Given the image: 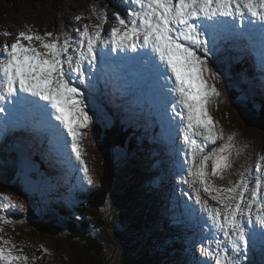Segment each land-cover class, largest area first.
Returning <instances> with one entry per match:
<instances>
[{"label": "snow or ice", "instance_id": "obj_1", "mask_svg": "<svg viewBox=\"0 0 264 264\" xmlns=\"http://www.w3.org/2000/svg\"><path fill=\"white\" fill-rule=\"evenodd\" d=\"M128 7L131 11L126 15L115 14L116 26L110 30L106 43L114 51L144 50L140 57L127 58L143 62L138 91L147 96L159 89L164 110L166 104L174 105L172 111L185 124L183 140L190 165V179L183 182L192 189L194 203L207 214L206 220L200 217L201 229L210 221L214 235L222 234V239H215V248L200 247L208 259L193 260L191 264H264V157L252 171L242 173L237 183L223 187L211 181L208 161L213 162L211 177L223 179V173L233 167V152L239 154L235 135L203 155L205 148L215 145L223 133L208 107L220 95L206 79V74L215 76L209 67V53L216 55L221 44L251 41L255 33L264 49V0H130ZM91 11L100 23L77 29L78 47L74 53H69L73 37L66 35L61 44L52 33L40 35L31 28L19 32L10 46L0 45V113L6 110L5 101L13 102L7 109L5 123L15 121L19 114L27 118L36 113L46 119L52 137L67 147L62 125L88 184L93 183V178L83 159L82 130L89 128L92 117L79 85L85 84L86 72L90 75L96 70L98 56L106 55L103 50L98 51L97 45L105 42L103 26L109 19L106 12L98 13L95 5ZM84 18L77 16L76 20ZM237 18L245 31L237 27ZM3 35L11 33L5 31ZM34 41L40 46L36 47ZM260 70L264 73V51ZM215 78L218 80L219 76ZM173 92L175 98H169ZM249 177L254 179V185ZM201 191L219 206H211ZM10 208L23 205L0 194V209ZM14 223L0 215V233L4 232L3 225ZM22 251L0 235V264H34L27 255L18 254ZM257 253L259 262L255 259Z\"/></svg>", "mask_w": 264, "mask_h": 264}, {"label": "rangeland", "instance_id": "obj_2", "mask_svg": "<svg viewBox=\"0 0 264 264\" xmlns=\"http://www.w3.org/2000/svg\"><path fill=\"white\" fill-rule=\"evenodd\" d=\"M90 1L74 0L73 4H71L72 8L68 9V11L69 10L70 11L69 12L66 11L67 13L64 14V18H67L68 21L59 23L58 25H54L55 23H52V25H47L48 27L37 26V24L39 25L40 23V19L37 16H39L41 13L44 12H53L51 9V4L49 5V3H47L44 7L40 5H36L33 8H31L30 6H27L25 8V6L28 5L27 3H25L24 9H26V11L24 10L25 11L24 13L22 12L20 14L9 15V13L11 12L18 13L19 10L17 12L15 10H12L11 12L4 13L3 12L5 10L4 7L5 8L7 7L4 4L0 3V17L5 18V24L9 26L7 32L11 33V35L5 36L3 35L4 33L3 30L0 31V45L8 44L10 46L12 43L15 42V37L19 32L25 30L27 31L28 28H31L34 33L40 35H44L45 33H52L54 38L59 37V42L61 44H63L66 35L73 37V42L69 48V53H74L75 49L78 47V45L75 43V38H78L79 36V32L77 31V29L82 30L85 24L91 26L100 23V21L96 19V16L95 19L97 20V22L94 23H90L88 22V20H84V19L76 20V17L80 16L79 11L86 10L87 7L89 6ZM102 2L104 4L106 13H108L107 16L109 17L108 22L103 26L105 34L103 33L102 36L108 37L110 30L116 26V22L114 20L115 14L119 12L121 16L126 15V13L128 12L126 8V4L129 3L130 0H104ZM99 12L100 10L98 9V13ZM7 16H9V21ZM46 29L48 31H45ZM91 30L92 29L90 28V31ZM256 41H257V37H256ZM24 43L25 45L28 44L27 41H24ZM33 43L36 47L40 46L39 42L34 41ZM251 49L255 50L254 47H251ZM41 50L43 51V49ZM102 50H107V49L103 48ZM245 52H243L245 56L242 57V59H245L247 61L246 64L247 68L250 70L252 74H255V76L258 79H261L262 75L260 74V72L258 71L255 65V63L260 64L259 57L257 56V54H255L254 62L250 61L247 57V52L246 54ZM142 53L143 51H140L139 56H141ZM97 59L99 60V56ZM219 64H220L219 61H214L211 64L212 72L215 73V76H219L218 80L213 75L212 78L214 82H217L218 92L220 95L217 97L214 103L209 105V110H210V114L215 120L222 119L225 122V126L224 128H222L225 138V143L227 142L229 136L235 135L236 137L234 143L235 146L237 145L236 148L239 154L237 155V159L232 161L233 167L223 173V175L226 174L230 176L234 171V169L236 168V166L242 165V159L245 156L243 154L247 153L252 158H256L259 154L264 155V149L262 148L264 147V135L261 131L253 127L252 128L248 127V129L247 128L241 129L240 128L241 126H239V124L236 125L235 120L229 118V111L231 106L229 103L230 94L227 93L226 91L227 88L226 81L221 71L219 70ZM226 70L232 74L237 73V68L236 65L234 64L228 63L226 65ZM85 77H86V81H93V73L89 75L86 72ZM100 86L101 84H98V89H100ZM112 86L114 89L117 88L114 85ZM90 87L93 88L92 86ZM124 87L126 89L125 93H130L127 90V86L124 85ZM129 96H131V94H129ZM154 97H156L157 99H155ZM152 98H154L156 101ZM115 102H117V99H115ZM215 104L217 105L215 106ZM130 105L133 109L137 111L138 117L131 115L133 112L129 111L126 108L125 104L112 105V106L118 107L117 109L122 113V116L126 120L136 123L145 121L148 124H152L153 128H160L161 134L164 138L171 137L170 146H164L162 143H160L161 142L160 139L159 140L157 139L158 136L159 138L161 137V134L159 132H157L158 136L156 135V132L155 134L143 133L144 136L150 137L147 142L149 144V147L152 149V151H154V153H156V155L160 156L163 159V157H165V155L167 154L169 155L168 157H170L168 159H171V156L175 154V160H182V166H181L182 172L176 173L175 185L177 191H181L183 194L185 192L186 198L183 200L184 208L181 209L178 206L174 208L168 207L165 195L159 193V189H162L163 187V182L160 180L159 177L156 176L152 178L149 177L151 175H149L148 173H151V170L146 166L147 162L145 161V159L141 160L142 169L140 170L135 169L136 172V175L134 177L135 180L128 179L124 171V166L122 167L121 164L120 167H121L122 175H120L119 180L106 206L107 213L113 215L117 214L115 218H117L118 224L117 226L112 228L106 227L105 230L108 231L102 237L100 236L104 231H99L96 234H94L93 231L89 229L88 231L89 233H87V236H90V240L93 241L95 247L98 250L100 249L106 252L107 254L106 257H103V264H124V261L126 262V264H176L177 260L180 261V258H178L176 254L177 247L175 246L171 247V246L174 242H179V240H182L185 242V245L190 247V245L187 244L184 237H186L187 235H192V231L194 227L191 224V219H195V223L198 225L200 229L202 246L215 248L214 241L215 239H222V234L214 235L215 230L211 228L210 221H208L207 224L203 227V230L201 229L202 221L200 217H204V219L206 220L207 214L199 210L200 209L199 205H196L194 203V195L192 193V189L189 188L187 183L183 182L185 178L188 177V173L185 172V169L187 168V166L190 167V165L187 161V158L183 159L180 154V151L182 149V145H181L182 136L180 135L179 132L181 126V121L179 117L174 116L172 110L167 108V105H165L167 110L166 111L164 110V106H162L161 104V96L159 93V89L156 90L155 94H149L143 99H138V98L133 99ZM160 105L163 108L162 110L159 107ZM249 111H248V115L252 113ZM245 115H247V113ZM91 117L92 120L94 118H97V116L93 117L92 115ZM155 117H157V123L151 122V118H155ZM251 118H253V116H251ZM54 123L58 125V123L56 122ZM100 125L102 127L108 126V128H110V125L106 123L104 120L100 121ZM126 128H128V126H126ZM94 129H96V126L93 125L85 129L84 130L85 135L88 133V131L92 132ZM131 130H132L131 134L130 132L125 133V131H122L125 136L120 135V137L124 139L126 144L128 140L131 142L133 140L134 144L137 143V140L133 138L135 137L134 129L131 128ZM26 133H28V131ZM115 134L119 135L118 132H115ZM139 135L142 136L141 133H139ZM36 137L37 134L34 131L30 132V136L26 142H21L19 145L16 146H10L7 148V151L5 152V153H11L12 151L13 153L21 152L22 155H18L16 157V156H11L9 154H5L3 156L2 152H0V168L2 172H9V168L3 166L2 164L3 162H15L14 164H12L14 168H16L18 164H21L22 166H26L28 168V171H25V173L28 172L30 175L33 174L32 172L36 171L34 168H36L39 171V175L37 174V178H39V182H40L38 193L35 194L32 192L27 193L28 198L27 197L26 199L24 198L25 200L23 202L16 201L17 204L23 205V208H20L19 210L21 214H23V216L28 215L29 217H30V210L33 209L36 204L37 205L43 204L42 196H44L46 189L44 183L50 182L52 183V185L56 186L57 185L56 177L59 176V174H57V172H55L54 170L53 172L51 171V169L53 168L51 164H49V162L47 161V158H46V163H47L46 166H44V164L41 161L38 163V165L32 163V159L34 160L35 157L45 155L44 146L47 148L48 152L55 158L56 162L59 163L61 166H63L65 172L72 176V178L68 183L67 190H70L72 187L71 190L75 192V196H76L78 194V191L76 190L74 184L79 185V183H83V172L80 169V165L76 161V166L74 167L71 158L68 156V154H70L72 158H75L71 151V139L68 140L69 144L67 147H64L63 145V150H62L60 148L61 146V144H59L60 142L57 143V141H55L54 138L49 133L43 136L44 138L43 137L41 138L42 142L37 140ZM87 142H88L87 144L89 151L91 153L89 157V161L90 163L93 164L94 168L99 171V165L95 163V159L97 157V151H95L97 150L96 149L97 140L92 141V139L88 138ZM115 143H120V142L119 141L111 142V145H114L118 149L119 145ZM240 143L241 144L246 143V145L240 146ZM32 144H35L36 148L41 150L43 153L38 152V150H33L36 148ZM25 146L30 148L25 149ZM122 147L125 148V146ZM235 152L236 151L233 152V155L235 154ZM24 156H27L29 160L24 159ZM143 156L145 158L144 151H143ZM124 157L125 155L117 156L119 163L122 161ZM16 161H20V162H16ZM131 161L135 166L138 167L139 164H137L133 159H131ZM87 163L89 164L88 161ZM209 166L210 168L208 172L210 175V179L214 178L218 180V183L215 184L216 186L231 187L233 185V183L230 181L229 178L220 179L217 177H211L213 163H210ZM10 172H12L14 176V172L11 170ZM77 173H79V175H78V179L76 180L75 177L77 176ZM9 174L10 173H8L7 175L9 176ZM33 178L36 179V176L34 174H33ZM188 178L190 179V177ZM239 179H240L239 176L233 178L235 183H237ZM249 179L251 180V183L254 185V179L250 177ZM127 181L128 183H131V187H133L132 191H130L127 188L128 187ZM46 185H47L46 192H48L49 186L48 184ZM80 187L82 189L81 184ZM25 190L27 189L24 188V192H26ZM166 192L169 193V191ZM48 193L51 194V196H54L52 190H50ZM189 196H192V199H189ZM202 198L205 199L204 197ZM211 201L213 200L211 199ZM5 210L6 209H0V215H4ZM197 210L199 211L200 216L195 218L194 214L196 213ZM113 212H115L116 214ZM35 213L38 216H41V214H43L42 212L36 210ZM49 215L51 219L55 221L54 224H50V227L55 229L53 235H47L46 233V237L44 236V243H41L43 249L39 251L40 253H43L44 260L51 259L53 257V254L62 256V253L61 251H59V249L56 250L59 251L58 253H53L54 247L58 248L56 247L57 245L59 244L60 246L62 245V242L58 241L61 234H63L62 222L58 219L56 220V218L54 219L52 212H49ZM175 217L181 219L183 218V220L179 223L178 222L173 223V220L176 219ZM178 226H183V228H180ZM257 227L259 226L257 225ZM165 229L166 232L169 235H171L172 238L170 236L165 235ZM177 232L179 233V235L176 234ZM93 239H96L97 242L102 244L95 242ZM45 249L47 250V254L44 251ZM206 259L208 258L207 257H205V259L202 258V260H206ZM255 259L257 260V262H259L260 257L258 253ZM245 263H247V261H245L244 264Z\"/></svg>", "mask_w": 264, "mask_h": 264}, {"label": "trees", "instance_id": "obj_3", "mask_svg": "<svg viewBox=\"0 0 264 264\" xmlns=\"http://www.w3.org/2000/svg\"><path fill=\"white\" fill-rule=\"evenodd\" d=\"M73 1L74 0H0V3L4 4L7 7H4V13L11 12L12 10H15L17 12L19 10L18 13L11 12L9 13V15L22 13L24 10L25 3L28 4L25 6V8L27 6H32L33 8L36 5L44 7L47 3H49V5L51 4V9L53 12H44L37 16L40 19V24H37V26H47L52 25V23H55L54 25H58L59 23H61L64 19V14L67 13L66 11L72 8L71 4H73ZM102 1L91 0L88 6L90 9L88 11L92 12L91 8L93 5H95L97 11L99 9L100 12H106ZM7 17L9 21V16ZM8 28L9 26L5 24V18L0 17V31L3 29L7 30ZM236 68L238 73L239 68L237 66ZM239 89L240 91L238 93L230 90L231 92L229 103L231 106L229 111V118L235 120L236 125L239 124V126H241V129H248V127H253L261 131L264 135V126H262L263 128L261 127L262 122L259 119V114H253L259 113L257 112V108H259V106L264 103V97H256L248 82L244 80L242 81ZM232 105L234 106V108ZM248 111L252 113L248 115ZM246 113L247 115H245ZM251 116H253V118H251ZM105 128H108V126H106ZM96 129L94 131L95 136H93L94 140H97V150L95 151H97V158L100 160V162H102L105 170L100 178L99 188L91 194V198L89 199L87 205L89 211L87 212L89 213L88 216H90V218H92L93 216L94 219L92 218V220H95V223L98 226L102 227L104 224H106V221L108 222L107 217L103 215V211L107 206L108 200L110 199L113 193L112 191H114V187L118 182L120 175H122L120 163H124L126 165L124 167V171L128 179L135 180V169H142L140 158L142 157V160H144L143 151L145 155L149 149V144H134L132 140L131 147L129 150H126V152H128L126 153L124 147H122L124 146V139L122 137L115 138L116 134L114 129L112 130L108 128L106 131L109 132L107 133L103 129H99L98 126L96 127ZM112 141L120 142L118 143V151L121 154L125 155V157L120 163L117 159V156L119 155L118 152L114 148L110 147ZM35 159L43 163V161L40 159V156L35 157ZM131 159H133L137 164H139L138 167L132 163ZM6 168H9V172L6 173L10 174L9 176H7V174L5 176L2 170H0V191L14 195H23L24 192L19 186V183H15L13 181V175H11L12 172H10V167ZM127 188L132 191L133 187L128 186ZM46 199L49 202V205L47 204V206L54 205L51 201L50 196H47ZM18 217L19 219L15 220L14 224L7 225L9 232L6 236H8L13 241L17 240L19 242L24 243L23 248L29 254L34 255L33 257L35 258V260L38 261L37 264H103V257H106V252L100 249L98 250L95 247L93 241L90 240V236L76 231L74 227H71V230L73 231L67 229L66 227H63V234H61L60 238L58 239L59 242H62V245H57L56 247L58 248L54 247L53 253H58L59 251H61L62 256H58L57 254H55V256L53 254V257L51 259L44 260L43 253H40L39 251L43 249L41 243H44V236L46 237V233L47 235H53V232H47V229L44 228L42 224L44 221V219L42 218H46L47 215L42 214L41 216H38L34 211H30V217L28 215L23 216V214L20 213ZM70 218L73 219L74 215H70ZM117 224L118 220L116 219L113 220V222L107 226H111L112 228L117 226ZM83 226L86 227L87 224L84 223ZM102 229L104 232L101 234L100 237L104 236L105 233L108 231L105 230L104 227ZM93 240L97 242L96 239ZM26 243L29 244L26 245ZM84 244L86 245V247ZM57 249H59V251H56ZM124 264H126L125 261Z\"/></svg>", "mask_w": 264, "mask_h": 264}, {"label": "bare ground", "instance_id": "obj_4", "mask_svg": "<svg viewBox=\"0 0 264 264\" xmlns=\"http://www.w3.org/2000/svg\"><path fill=\"white\" fill-rule=\"evenodd\" d=\"M90 8H88L87 10H89ZM107 33V32H106ZM105 34V33H104ZM103 52L106 54L103 58H101V57H99V63H98V66H97V69L98 70H94L92 73H93V82H95V81H99V80H102V81H106L107 80V75H105L104 73H103V71L100 69L101 68V66L103 65L104 66V68H106V66H105V61L106 60H109L111 63H112V65H115V64H117V65H120V66H123V67H126V68H128L129 70H133V77H131L130 75H129V77H125V80H124V78L122 79L123 81H126V83H125V86H127V90L131 93V96H136L138 93H141V92H139L138 91V87H137V85L139 84V80H140V77H137L136 75V72H135V69H137V68H140V69H142L143 68V66L144 65H142V61H140V60H137V61H131V60H128L127 58L128 57H140L139 55V53L140 52H138V54H133V52H130V51H127L128 52V54L121 60V61H118V60H114V58H111V56H110V54H109V52H108V50H103ZM256 53H255V50H253V49H251L250 48V50H248L247 51V57H248V59L250 60V61H253L254 62V55H255ZM255 65H256V67H257V69H258V71H259V69H260V64H257V63H255ZM86 66H87V64H86ZM259 72H261V71H259ZM213 73V72H212ZM262 78V77H261ZM169 83H171V80L169 81ZM125 88V87H124ZM119 91H120V93L122 94V95H125V96H129V94L128 93H125V91H126V89L124 90L121 86H119ZM144 95V94H143ZM142 95V96H143ZM130 97V96H129ZM131 98V97H130ZM148 98V97H147ZM155 99H157L156 97H154ZM154 98H152V99H154ZM154 99V100H155ZM133 101V99L132 100H130V101H128L129 102V105H128V102L127 103H125V105H126V108L129 110V111H132V112H134V111H136L135 109H133L132 107H131V102ZM148 101V100H147ZM156 101V100H155ZM139 102V101H138ZM13 102L10 100L9 102H4V107H5V112H3V113H0L1 115H0V127H4L5 126V128H6V134H8L9 136L12 134L13 135V133L11 132V134L10 133H8V129H9V127L6 125V123H5V121L7 120V116H8V112H7V109H8V107H9V105L10 104H12ZM41 103H43V102H41ZM148 103V102H147ZM147 112V111H146ZM159 113V112H158ZM145 114V113H144ZM161 115V114H160ZM258 115V114H257ZM255 118V117H254ZM28 123H24L23 124V126L20 128V127H16V128H20L21 129V131H24V140L22 141V142H26L27 141V139L29 138V136H30V132L31 131H36L35 129L38 127V129H39V131L37 132V133H40L41 135H43V133L45 132V130H46V128H48V125H47V121H46V119L44 118V117H41L40 115H38V114H36V113H32V114H30V116H29V119H27L26 120ZM174 121V120H173ZM53 122H56L55 120H54V118H53ZM155 123H157V120L156 121H154ZM29 123H31V124H36V127L35 128H33V126H35V125H29ZM57 123V122H56ZM165 123V122H164ZM170 125V124H169ZM93 126H95V125H93ZM158 126V125H157ZM27 127V128H26ZM161 127V126H160ZM165 127V126H164ZM170 128V127H169ZM49 129V128H48ZM168 129V128H167ZM28 131V133H26ZM3 132H5V129H3ZM171 132V131H170ZM167 133V132H166ZM7 135V136H8ZM11 135V136H12ZM156 135H157V132H156ZM167 135V134H166ZM158 136V135H157ZM14 137V136H13ZM44 138V137H43ZM65 138H66V136H65ZM67 139V138H66ZM157 139L159 140L160 139V143H162L164 146H170V140H171V137H166V138H164L163 136H162V134H161V137L159 138V136L157 137ZM12 141V139H10V142ZM58 143V142H57ZM97 143V142H96ZM59 144H61V146H60V148L63 150V143L62 142H60ZM27 148H30V147H27V146H25V149H27ZM69 148V147H68ZM23 150V149H22ZM33 150H38L40 153H43L41 150H39V149H33ZM13 152V151H12ZM12 155H14V154H12ZM40 159H42V161H43V164H44V166H46L47 165V163H46V157H44V156H40ZM32 163L33 164H37L38 165V163H39V160H36L35 158H34V162H33V159H32ZM72 163H73V165H74V167L76 166V160H75V158H72ZM68 165V164H67ZM35 167V166H34ZM116 167V166H115ZM73 168V167H72ZM36 171L35 172H32L35 176H36V179H34L33 178V174L32 175H30L28 172L27 173H25L26 174V176L28 177L27 178V182H26V185L25 186H29V184H28V182L30 183V185H31V187H32V189H33V193L35 194V193H38V189H39V184H40V182H39V178H37V174L39 175V171L36 169V168H34ZM4 173V175L6 176V174H8V173H6V172H3ZM41 173V172H40ZM12 174V173H11ZM15 174H17V173H15L14 172V175ZM8 176V175H7ZM13 181L14 182H16V180L15 179H13ZM20 182H21V184H22V182H23V180H20ZM29 191H31V190H29ZM196 209V208H195ZM200 216V213H199V211L197 210L196 211V213L194 214V217L196 218V217H199ZM178 227H180V228H183V226H178ZM257 228H259V227H257ZM177 235H179V233L177 232L176 233Z\"/></svg>", "mask_w": 264, "mask_h": 264}, {"label": "water", "instance_id": "obj_5", "mask_svg": "<svg viewBox=\"0 0 264 264\" xmlns=\"http://www.w3.org/2000/svg\"><path fill=\"white\" fill-rule=\"evenodd\" d=\"M253 114H259V117H260L259 119H260V121L262 122V123H261V127L264 126V108H263L261 111H259V113H253ZM262 128H263V127H262ZM23 168H24V172H19V174H21V173H24V174H25V171H28V168H27L26 166H23ZM24 174H23L24 181L22 182V184L25 186L28 177L25 176ZM28 184H29V186H25V188H26L27 190H31L30 192L33 193V189H32V187H31V185H30L29 182H28Z\"/></svg>", "mask_w": 264, "mask_h": 264}]
</instances>
